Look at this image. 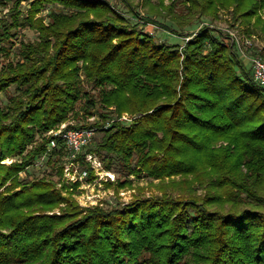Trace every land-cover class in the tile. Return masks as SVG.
<instances>
[{
	"label": "trees",
	"instance_id": "obj_1",
	"mask_svg": "<svg viewBox=\"0 0 264 264\" xmlns=\"http://www.w3.org/2000/svg\"><path fill=\"white\" fill-rule=\"evenodd\" d=\"M187 1L186 18L231 5L251 17L264 5ZM150 2L142 3L146 15H170L164 0H156L159 10ZM48 3L66 11L37 21V40L21 41L19 57L0 67V93L16 91L0 109V264H264V85L206 27L179 50L129 25L105 0H31L29 23ZM14 18L0 19V51ZM80 71L98 87L96 98L81 88ZM81 96L85 111L98 102L138 114L112 121L87 151L115 154L129 169L134 161L136 171L161 179L160 194L79 208L51 178H21L51 137L36 134L74 114ZM65 151L58 138L45 155L60 176ZM85 152L71 161L85 163Z\"/></svg>",
	"mask_w": 264,
	"mask_h": 264
},
{
	"label": "rangeland",
	"instance_id": "obj_2",
	"mask_svg": "<svg viewBox=\"0 0 264 264\" xmlns=\"http://www.w3.org/2000/svg\"><path fill=\"white\" fill-rule=\"evenodd\" d=\"M30 1L22 0L16 7H14V0H5L3 3H0V19H5L10 25L14 23L15 16L18 15L19 20V24H15L10 28L11 35L8 37V41H4L3 43L5 50L0 51V67L7 64V62H14L19 57L21 41L35 42L37 40L38 31L33 26L37 21L47 24L50 21V17L48 16L50 11H66L58 3L44 4L33 14L32 20L35 21L29 23ZM105 1H108L121 12L128 19L129 25L135 26L142 33L150 34L159 43L176 44L179 50H181L185 41L192 38L199 28L206 27L209 29L211 35L217 36L226 48L233 49L234 52V47L229 45L233 37L230 32L253 36V40L257 43L254 49L258 48L261 55L264 56V49H262L264 48V5L251 17L237 15L234 13L233 6L231 5L227 8L217 7L214 15L206 13L194 14L192 18H186L182 17V15L187 11V0H164L166 5H171L170 15L165 11H160L161 13L158 15H146L149 4H142L145 0H129L136 12L142 16L139 17V15H131L121 0ZM150 1V6L154 7L152 10H159L156 0ZM261 3L262 1L259 0V6ZM174 14L181 16L179 18L180 23H177L172 18ZM148 17L151 19L147 20ZM257 17L260 19L259 23H255ZM190 20L192 21L191 24L187 25V22ZM235 54L251 74L247 61L240 58L236 52ZM83 75V72L80 71V77L82 78L81 88L91 94L93 98H96L98 87L93 86L91 82L85 80ZM15 92L14 85H10L6 91L0 93V109L4 108L8 95ZM83 101L84 96H81L74 104L73 112L75 113H71L67 119L42 133H37L36 141L41 137L46 138L51 136V129L68 128L66 127L67 125L91 127L94 131L92 143L80 151L81 153L86 151L84 154L85 163L79 160L71 161V154L65 151L62 157L64 162L63 172L60 176L55 165L53 163H45L46 156L39 155L35 157L31 165L26 167L25 172H20L21 178L28 180L41 176L51 178L56 181V187L61 190L62 194L70 196L79 208L99 205L109 209L114 206H121L123 203H127L134 198H144L149 195L160 194L161 179L148 176L141 169L136 171L137 167L134 161L132 164L135 167L129 169L115 154L106 153L102 150L100 152L87 151L89 147H94L101 140L104 130L109 127L112 121L117 119L118 121L123 120V122L130 123L138 114L127 111L118 114L117 111H114L113 105L107 106L105 110L100 107L98 102L93 108L85 111L84 107H82ZM100 112H103L107 116H100ZM13 159L14 157L5 158L3 162L9 163ZM87 164L90 166V170L88 171L86 170ZM164 180H169V178L165 177ZM194 185L197 189L201 186L197 182ZM171 187L173 186L167 185L164 188ZM60 205H64V203L61 202ZM47 212H59V207H54Z\"/></svg>",
	"mask_w": 264,
	"mask_h": 264
},
{
	"label": "built area",
	"instance_id": "obj_3",
	"mask_svg": "<svg viewBox=\"0 0 264 264\" xmlns=\"http://www.w3.org/2000/svg\"><path fill=\"white\" fill-rule=\"evenodd\" d=\"M230 34L233 37L229 45L234 47L240 58L247 61L254 80L264 85V56L261 55L258 48L254 49L257 43L253 40V36L239 35L234 32H230ZM50 132L52 133L51 138L46 144L45 152L40 156H45L49 150L55 147L58 138L63 140L65 148L71 155H74L92 143L94 134L91 127L51 129Z\"/></svg>",
	"mask_w": 264,
	"mask_h": 264
}]
</instances>
